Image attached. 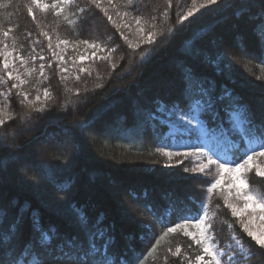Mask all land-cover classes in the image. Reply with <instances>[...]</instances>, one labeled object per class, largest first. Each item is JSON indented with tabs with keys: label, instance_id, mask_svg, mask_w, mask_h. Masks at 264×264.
<instances>
[{
	"label": "trees",
	"instance_id": "1",
	"mask_svg": "<svg viewBox=\"0 0 264 264\" xmlns=\"http://www.w3.org/2000/svg\"><path fill=\"white\" fill-rule=\"evenodd\" d=\"M29 3L0 0V41L27 55L34 44L42 49L48 45L42 35L47 32L52 46L58 38L74 44L86 40L106 46L107 52L105 59L95 58L76 75L65 77L55 63L33 74L36 82L40 80V91L49 92L42 103L30 102L12 86L6 97L0 95L9 112L0 127L4 264H13V259L32 264L31 246L37 241L33 216L45 229L57 230L52 234L53 250L59 251L69 239L85 240L77 210L92 222L102 218L97 227L104 229L105 239L112 238L109 255L117 264H189L200 254L190 237L178 231L159 239L168 220L160 222L157 217L166 216L170 204L182 209L181 214H195L202 206L213 217L209 222L215 241L225 247L235 235L246 252L255 253L254 259L242 264H264V249L231 215L221 190L206 193L216 175L184 171L193 168L190 160L163 155L168 152L164 146L169 142L168 129L158 119L161 110L171 107L187 111L186 101L202 88L208 113L218 115L212 123H223L238 144L229 153L231 161L243 156L248 137L233 127L229 117L240 107L256 125L264 121V25L259 24L264 0L214 4L195 0L190 16L193 0H133V7L127 0L102 1L100 8L90 0H74L59 17L56 10L44 13L34 7L35 20L28 15ZM125 13L126 26L119 28ZM135 17L141 23L133 29ZM78 20L83 22L77 24ZM8 29L12 31L5 38L2 33ZM149 33H155L152 43L146 42ZM189 68L196 80L186 92ZM248 182L251 189L264 192V178L255 172L248 174ZM19 218V232L11 240L10 226ZM171 219L175 226L177 217ZM177 246L181 253L174 256Z\"/></svg>",
	"mask_w": 264,
	"mask_h": 264
},
{
	"label": "snow or ice",
	"instance_id": "2",
	"mask_svg": "<svg viewBox=\"0 0 264 264\" xmlns=\"http://www.w3.org/2000/svg\"><path fill=\"white\" fill-rule=\"evenodd\" d=\"M205 2L206 4H214L216 3V0H205ZM72 3H74V0H54V2L49 5L48 3L43 2V0H30L29 5L27 6V12L28 15L31 16L33 20H35L36 16L33 10L34 7L40 9L41 12L44 13H46L49 8H51L56 10L55 15L59 17L65 10L64 6H69ZM90 3L94 4L97 8H100L102 0H90ZM108 3L111 4L112 0H108ZM127 4L130 7L134 6L133 0H127ZM195 6V0H193V8L188 9V16L192 15ZM80 11L81 16L83 17L84 9H81ZM102 11L107 16L108 20L111 21L112 17L108 15V9L103 8ZM124 15H127V13ZM67 19L68 17L65 16V20ZM82 22V20L76 21L77 24ZM135 22L139 25L141 23V18L135 17ZM69 23H71V21H69ZM259 24L264 25V16L261 17ZM11 31L12 29H8L2 34L5 38H7L9 37ZM143 31V28L139 29L140 33H143ZM29 35L31 34L29 33ZM42 35L48 39V48L51 50L53 47L51 43V36H49L47 32H42ZM154 37L155 33H149L146 38V42L152 43ZM58 41L57 47H59V44L61 43H68V41L59 40V38ZM0 43L3 44L4 48V51L0 53V55H3V68L8 70L11 67L9 56L12 55V52L8 51L7 43L4 41H0ZM79 43L86 44L89 48L93 49L100 47L99 45L89 43L86 40H80ZM113 51H115V49H113ZM52 54L53 56H56L55 52ZM95 55V52H93V56ZM20 59L23 63L24 58L21 57ZM40 59L44 58L40 57ZM60 59L63 60V57L61 56ZM80 59L83 60L84 57H81ZM101 59H105V57H101ZM40 67L42 71L44 66L41 65ZM63 70L67 71V69ZM81 71H86V69H81ZM7 77L9 80H19L20 84L24 83V81L20 79L19 75L13 76L12 71H7ZM195 80V71L189 68L185 72L186 92H188L189 85ZM12 87L17 88L19 85L13 84ZM198 91L199 95L186 101V107L188 108V111L179 109V111L175 113L179 116V127L183 129L184 133H186L188 136L197 134V139H199L200 136L208 135L212 131L213 127H215V131L218 133L219 137H222L225 140H231L232 137L227 127L224 126L223 123L219 125H214L212 123V120L214 118H218V115L213 117L208 113V102L203 98L204 90L201 88ZM23 95L24 98L27 99V94L24 93ZM44 96H49V92L47 90L44 91ZM36 99L39 100L40 97L37 96ZM39 110L43 111L42 108ZM201 115L204 116L207 123H203L201 121ZM229 119H231V117H229ZM4 123L5 121L0 119V127H3ZM242 126L244 128V135L248 137L243 156L234 158L232 161L220 160L219 157H217V159L208 157L207 163H198L197 167L191 169L186 167L184 171L195 172L198 169L201 174H206V170L215 165L217 178L214 182H210V186L206 188V193L211 194L217 189H220L223 193V203L230 210L233 217L242 216V214L249 208L250 205H255L261 209L260 218L264 220V192L251 190L247 176L248 173L254 171L256 176L264 178V121H262L259 125H256L251 116L245 112L243 114ZM163 155L172 157L174 153L163 152ZM176 155H181L187 158L189 155L197 156L200 154L195 152H185L176 153ZM226 174L229 180L228 189L223 187ZM233 196L235 197L236 201L242 200L244 202L242 207L238 206L237 203L233 201ZM205 199H210V197L206 196ZM203 203L204 200L202 199L201 205H203ZM166 207L168 209L167 215L157 217L160 222H163L165 219L168 220V223L165 225L166 231L162 233L159 239L165 240L170 234H175L178 231L182 232L184 236L190 237L196 245L200 246L201 249V254L195 256L194 264H242V261H250L255 258V253L251 251L246 252L243 245L240 244V242L234 236H230V239L235 243V248L229 245L228 251L223 250L214 241V238L208 235L212 229V224L209 221H211L213 217L206 213L202 206L195 209V214H181L182 209H180L176 204H170ZM153 215H155L154 206ZM173 216L177 217L175 226H172L173 221L171 217ZM76 218L81 230L85 232L86 239L83 241H80L78 238L69 239L64 245L59 247V251L51 249V241L53 239L52 234L57 231L55 227L49 226V228L45 229L38 216H33L31 218L33 231L37 233V241L31 246V254L34 256L32 264H117V262L114 261L109 255L112 238L109 236L107 239H105L106 233L104 229L102 227H97L102 225V218L98 217L95 222H92L87 213L80 212L79 210L76 212ZM251 220L252 214H249L248 222H246L244 219H239L238 222L243 231L256 242V245H258L260 249H264V230H262L260 234L254 231L249 226ZM189 221L195 222L190 223ZM21 223L22 218H19L18 222H14V224L10 226L9 235L11 240L15 239V233L19 232ZM231 227L232 226L229 225L230 229ZM94 228L96 230H93ZM190 228L194 230L190 231ZM158 244L159 241H157V245ZM155 250V248L152 249L153 252H155ZM21 251L23 252V250ZM169 251L171 252V249H169ZM180 253L181 249L179 246H177L175 252L172 254L174 256H179ZM185 259H188V257L186 256ZM0 264H4L2 259H0ZM13 264H22V262L13 259ZM189 264H193V262L190 261Z\"/></svg>",
	"mask_w": 264,
	"mask_h": 264
},
{
	"label": "rangeland",
	"instance_id": "3",
	"mask_svg": "<svg viewBox=\"0 0 264 264\" xmlns=\"http://www.w3.org/2000/svg\"><path fill=\"white\" fill-rule=\"evenodd\" d=\"M102 1H108V0H102ZM43 2L47 3L45 0H43ZM125 16L126 15L124 14L121 15V22L120 24H118L120 26L119 28L126 26L125 23L127 22L128 18H124ZM133 21L134 24L132 28L134 29L136 27V22L132 18V22ZM131 26H129L128 28H131ZM139 29L140 28H137V30ZM135 35L136 36L139 35L138 31H136ZM57 44L58 42L52 47L51 50H49L48 45L42 49L40 47L41 46L40 44L38 45L39 48H36L34 44V47L32 48V52H29L27 55H23L11 43H7L8 51L12 52V55L9 56V62L11 67L8 70H5L3 68V55H0V95L6 97L9 94L10 86H12L13 84H17L19 85V87L15 89H18V91H20L22 95L26 93L27 98L29 99L30 102L34 104L42 103L44 102V99L46 97L44 96V91H40V89L37 87L40 80L36 82L35 81L36 77H34L33 75L35 73H38L39 70H41L40 67L41 65L45 67L46 64L51 65V63H55L57 65V69L59 70V72L63 74L65 77H69L72 75H76L78 71H81V69H86L87 64L92 63L95 58L103 57L107 52L106 46L100 44H97L100 47L95 49L89 48L86 44H77V43L74 44L68 42L67 44H62V43L59 44V47H57ZM3 51L4 48L2 45L0 48V53H2ZM53 52L56 53V56H53L52 54ZM93 52H95L96 54L95 56H93ZM61 56L63 57V60L60 59ZM21 57L24 58L23 63L21 62L20 59ZM40 57H43L44 59H40ZM81 57H84V59L81 60L80 59ZM63 69H67V71H64ZM7 71H12L13 76L19 75L20 79L23 80L24 83L20 84V81L15 79L9 80L7 77ZM38 77L39 76H37V78ZM37 96L40 97L39 100L36 99ZM7 108L8 107L3 103V101L0 100V119H3L4 121L7 120L9 116V112ZM178 111L179 108L176 106L171 107L168 110H161V115L158 118L162 123L167 125V129H168L167 137L169 139V142L166 143L164 146L168 152H172L174 154L185 153V152L199 153L200 155L197 156L189 155L187 157V159L191 161L193 168L197 167L198 163H207L208 157H211L212 159H217V157H219L220 160L231 161L229 153L231 150L236 148V146L238 145L237 143H234L232 140H225L224 138L219 137L215 129H212V131L208 135L200 136L199 139H197V134L188 136L186 133H184L183 129L179 127V123H178L179 116L175 114ZM243 114H244V110L240 107L234 108L230 112V117H231L230 121L232 122L233 127L239 131L244 130L242 126ZM201 121L203 123H206L205 118L202 115H201ZM246 141H248V138H246ZM195 172L200 173L198 169ZM207 172H213L214 175H216L217 177V173L215 171V165L207 169L206 173ZM223 187L225 189L229 188V180L227 174L225 175ZM232 199L235 203H237L238 206L242 207L244 203L242 200L236 201L234 196L232 197ZM260 213H261V209L259 207H256L255 205H250L249 208L242 214V216L237 217V219L238 221L239 219H244L246 222H248V216L249 214H252V220L249 226L258 234H260V232L264 230V220L260 218ZM208 235L213 237V235L210 232L208 233ZM232 236H234L240 242V240L235 235ZM215 242L225 251L229 250L228 248L229 245L235 248V243L233 242V240L225 243V247H223L219 242L217 241ZM240 244L242 243L240 242ZM200 254H201V249H200ZM194 260H193V264H194Z\"/></svg>",
	"mask_w": 264,
	"mask_h": 264
}]
</instances>
